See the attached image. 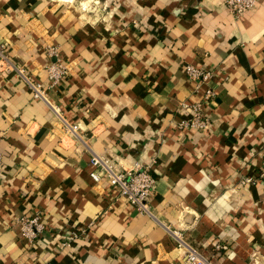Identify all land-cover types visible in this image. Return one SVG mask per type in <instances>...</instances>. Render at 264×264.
Masks as SVG:
<instances>
[{
  "label": "crops",
  "instance_id": "obj_1",
  "mask_svg": "<svg viewBox=\"0 0 264 264\" xmlns=\"http://www.w3.org/2000/svg\"><path fill=\"white\" fill-rule=\"evenodd\" d=\"M51 45L69 68L48 89L62 116L7 67L47 82ZM187 63L212 73L198 92ZM208 88V128L182 126ZM0 151V264H190L187 245L264 264V0L240 15L224 0H0ZM94 152L149 168L151 212L91 176ZM36 216L46 230L27 239Z\"/></svg>",
  "mask_w": 264,
  "mask_h": 264
},
{
  "label": "built area",
  "instance_id": "obj_2",
  "mask_svg": "<svg viewBox=\"0 0 264 264\" xmlns=\"http://www.w3.org/2000/svg\"><path fill=\"white\" fill-rule=\"evenodd\" d=\"M258 0H224L228 9L236 15H240L243 12L251 9L255 6ZM47 52L52 57V60L47 64V82L33 80L24 68H20L12 63H6L8 69L16 70L20 75L24 76L30 84L32 94L35 98L41 99L49 104L59 115L61 114V108L52 103L48 98V89L52 88L67 80L69 76L68 65L60 57V51L58 46H49ZM5 62L8 60L3 55ZM11 67V68H10ZM184 71L195 86V92L199 91L201 83L208 81L212 77L210 71L192 64L187 63L184 67ZM215 91L212 88H208L202 98L196 97L193 102L189 104V107L193 110L192 117L185 119L181 122L182 126L194 127L199 129L208 128L209 120L205 114V108L209 101L213 98ZM68 129L77 134L79 124H67ZM3 163V154L0 151V166ZM91 164L93 169L91 176L100 181L102 178H106L109 183L114 186L118 192L126 198L128 202L136 206L141 211L151 212V197L156 190L157 181L152 175L148 167L143 166L140 163H136L131 168H116L114 164L110 163L107 159L103 158L97 153H93L91 157ZM259 179L264 180V170L260 173ZM256 181V178L246 177L242 180L243 183H250ZM46 230V225L40 220V217L25 219L23 225V235L27 239L33 240L39 234ZM177 241V245L185 247L187 243L182 238L179 232H173ZM68 242H64L62 245H67ZM186 257L190 264H211L205 256L195 247L187 245Z\"/></svg>",
  "mask_w": 264,
  "mask_h": 264
}]
</instances>
